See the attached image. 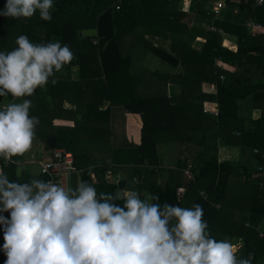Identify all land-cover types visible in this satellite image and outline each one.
Returning a JSON list of instances; mask_svg holds the SVG:
<instances>
[{
    "label": "trees",
    "instance_id": "16d2710c",
    "mask_svg": "<svg viewBox=\"0 0 264 264\" xmlns=\"http://www.w3.org/2000/svg\"><path fill=\"white\" fill-rule=\"evenodd\" d=\"M209 1L188 0L185 5L187 8L191 2L190 7H193L194 13L192 16L199 21L197 26H190V23L184 20L179 21L180 18L187 17L186 12L181 9L185 3L183 0H53L52 8L49 10L52 16L50 21L41 20L39 11L30 18L17 19L0 15L2 52L16 48L15 40L20 35L27 36L34 44L59 42L61 46L67 45L72 51L74 60L69 65L77 66L75 79L78 81L74 79L75 81L68 82L70 88L69 93H66L67 98L75 104L77 103L76 95H73L75 92L77 94L86 92L90 95V91L91 97L99 99L97 103L90 101L83 105L86 112H83L82 119L78 120L83 126L94 124L95 121L106 125L110 118L109 106L114 100H121L120 105L127 114L140 117L139 144L125 141V144L118 147L110 146L109 161H97L93 154L75 151L73 145L83 135L75 127L68 131L54 129L45 134L35 133V137L44 144L47 139L55 138L56 149H65L73 154L74 165L79 174L71 177V188H75L81 182H87L95 188L97 197L101 193L115 194L116 180L107 179L106 174L109 172L112 177L115 167L130 166L131 186L127 188L128 184L125 181L126 190L137 191L142 200H147V197L150 200L151 196L156 197L157 199L152 202L159 204L161 208L164 204L184 207L186 203L184 208L199 204L204 211L203 219L206 220V213L219 202L224 193L232 167L224 162L218 164L215 157L198 160V163L194 160L188 167L185 160L178 156L175 168H163L159 166L156 146L177 141L187 144L197 142L200 145L204 144L200 147L206 148V133L211 131L209 122L212 121L215 125L213 129L219 134L224 132L234 136L239 132L237 139L241 146H246L247 139H250L253 144L248 147L260 153L264 152V109L260 118L254 122H251L249 117L239 116L243 105L249 104L253 108L256 101H264V11L253 7L251 1L244 3L241 0L239 3H233L225 0L222 10L225 14L222 17V11L219 15H214L211 7H205ZM5 4L6 0H0V12L4 10ZM206 16L214 20L213 24L208 22L213 26V31L205 27ZM251 19L260 22L263 28L247 32L243 23ZM85 26L95 29L97 45H92L90 41H79L78 34L75 35L76 30L80 31ZM221 33L237 37L236 51L233 52L222 44ZM146 36L170 41L171 54L161 47L154 48L146 40ZM125 38H128L127 41L137 42V45L132 46L130 43L128 54H125L123 48ZM195 39L202 41L198 51L192 48ZM134 52L139 54L150 52L170 65L179 66L183 71L182 75L172 76L170 80L179 81L184 87L180 96L168 99L165 89H160V85H165L169 77L154 78L153 74L143 76L134 74L132 71ZM82 57L85 59V65L79 61L83 60ZM96 62L99 66L98 71L94 68ZM217 62L232 67L234 71L221 68ZM151 77L154 82L146 87L148 91L142 92V85L152 81ZM51 78L44 90L37 88L30 96L34 102L29 110L30 117H33L30 113L33 108L35 111L44 109L52 114L54 109L43 100L46 95L51 96L56 106L57 103L61 105L59 101L63 94L57 91H63L68 86L62 80ZM52 80L57 82L53 84ZM80 83L84 84L78 86ZM92 83H96L99 89L88 90ZM203 83L216 84V94L202 95ZM93 86L96 87L95 84ZM194 92H197L194 99L197 101L198 113L190 116V102ZM205 99L217 103V116L204 113L202 104ZM241 103L244 104L241 106ZM191 122L192 137L195 136L196 139L190 137ZM83 129L91 131L85 126ZM94 131L89 133L98 137L102 136L104 130ZM48 151L50 149L45 145L44 152ZM260 153L255 154L257 160H261ZM13 161L22 162L23 159L16 156L13 157ZM0 168L4 169L10 181L25 183L33 178L46 180L40 172L35 174L30 170L26 171L25 167L20 169L14 164L4 165L0 162ZM184 170H188L190 174L185 175ZM92 173L96 177L95 182L91 178ZM137 175L142 176L140 183H136ZM197 184L202 185L199 188ZM184 187L186 189L183 196L179 197L178 191ZM193 187L195 193L191 195ZM113 203L120 207L124 205L122 199H116ZM208 231L217 240L227 238L231 241L233 237L231 231L221 233L209 230V227ZM259 241L263 242L260 239ZM3 243V226H0V248L3 247ZM253 245L252 235H244L238 256L247 257L252 253L254 256L252 264H256L258 256ZM5 260L6 256L2 250L0 263L4 264Z\"/></svg>",
    "mask_w": 264,
    "mask_h": 264
},
{
    "label": "clouds",
    "instance_id": "9594fccd",
    "mask_svg": "<svg viewBox=\"0 0 264 264\" xmlns=\"http://www.w3.org/2000/svg\"><path fill=\"white\" fill-rule=\"evenodd\" d=\"M52 3L6 0L0 15L30 18L39 11L50 21ZM15 44L0 52V97L33 95L74 59L59 42L34 44L20 35ZM31 106L25 99L0 107V159L15 163L13 157L31 149L39 124ZM155 199L142 200L130 189L97 197L87 182L68 188L35 178L10 181L0 168V213H9L0 215L4 264H252V253L237 255L242 245L209 234L201 205L161 208Z\"/></svg>",
    "mask_w": 264,
    "mask_h": 264
},
{
    "label": "crops",
    "instance_id": "0c3cea01",
    "mask_svg": "<svg viewBox=\"0 0 264 264\" xmlns=\"http://www.w3.org/2000/svg\"><path fill=\"white\" fill-rule=\"evenodd\" d=\"M232 1H234V3H237V1L239 0ZM190 11L191 13H193L192 6L190 7ZM221 15H223V11L221 12ZM180 20L189 22L190 26H192V21L188 19H186V21L185 19L181 18L179 19V21ZM223 37L224 40L222 41V44L231 51H236L237 41H233L231 37L226 34ZM148 38L149 37H146V39ZM150 38L152 39V37ZM153 39V41L148 42H150L154 48L161 47L162 49L166 50L167 53L171 54L169 49L170 41L163 40L160 37H153ZM130 43L131 46L137 45L136 41H130ZM201 46L202 41H198L197 39H195L192 42V48L197 51L201 48ZM132 57L133 62L135 60L136 64V68H134V70L136 71L133 72L134 74H141V76L146 74H153L152 76L154 78L169 77V80L165 85H160V89H165V94L167 95L168 99H175L176 97L180 96L182 91H184V87H182V84H180L179 81L173 82L170 80L172 76L182 75L183 71L179 66H173L169 63L167 64L150 52L141 55L138 52H134L132 54ZM151 62H157V67H152L150 64ZM162 62L164 63V65H159V63ZM217 65L228 71H234L232 67L226 64H220L217 62ZM153 77H151L152 81L148 82L147 84L144 83L142 85V92L148 91L146 87L154 82ZM201 93L202 95L207 96L215 95L216 84L203 83L201 86ZM195 95H197V92H194V95L192 94L191 96L190 116H192V114L196 115L198 113L197 101L194 99ZM242 104L244 103H241V106ZM259 106H264V101H256L253 108H251L249 104L243 105L241 107V110L239 111V116L243 118L249 117L250 121L254 122L260 118L264 109L260 108ZM112 108L114 109L113 106H109L110 118L107 123L109 127H112L113 125L111 124ZM202 108L204 113H206L207 115L215 116V112H217V103H215V101L213 102L211 99H205L202 104ZM125 115H128L126 111ZM140 124L141 120L138 115H130V141L128 140L129 136H127L125 141L139 144ZM246 124L250 123L246 122ZM190 128V137H192V122ZM213 128H215V125L212 121H210L209 129L211 131L206 133V148L200 147L204 146V144L200 145V143L197 142H194L195 144H187L177 141H169L166 143L158 144L156 146V151L159 155V166L170 169L175 168L178 162V156L181 159L185 160V164L188 165V167L194 160H197V162L195 163H198V160L208 159L211 157H215L218 164L224 162L230 165V167H232V170L228 175L224 193L219 199V202L212 206V208H210L206 213L205 221L207 222L209 230L213 229L221 233L231 231L233 233L231 242L236 244L237 246L242 245V238L244 235H252V243L254 244L253 246H255L254 249L256 248L255 252L258 256V261L256 264H264V175L263 185L260 188V175L258 174L259 167L262 166L264 168V160H257L254 153V150L256 149L248 147L250 144H253L251 143L252 141L250 139H247V144H245L246 146L243 147V145H240L237 139V137H239V134L237 133L239 132H236L234 136H232L224 132H221L219 134L218 131L214 130ZM126 133L128 134V131H126ZM111 139H114L112 135L110 136V140ZM192 139H196V137L193 136ZM43 152L44 150H40L38 152V157H41ZM31 172L37 174V171ZM184 174L188 175L190 173L188 170H184ZM91 178L93 182L96 181V177L93 173L91 174ZM70 180L71 178L66 179L64 183ZM110 180L114 181L112 177ZM64 183L62 184L63 187L71 188L72 182L69 184L70 186ZM182 189L185 190V187ZM0 215H4L5 217H7L9 213H0ZM223 226L227 227L225 231H223ZM252 229L254 231L253 233ZM259 239L263 242L259 241Z\"/></svg>",
    "mask_w": 264,
    "mask_h": 264
},
{
    "label": "rangeland",
    "instance_id": "374dc122",
    "mask_svg": "<svg viewBox=\"0 0 264 264\" xmlns=\"http://www.w3.org/2000/svg\"><path fill=\"white\" fill-rule=\"evenodd\" d=\"M187 1L188 0H183V2H185V3L182 6H184V7L181 8L183 11L186 12V15H187L185 20L186 19L191 20L192 26L193 25L197 26V25H199V21L197 18L194 19L193 18L194 16H192L193 13H191V11H190L191 2L188 3L187 8L185 7V5L187 4ZM180 6H181V4H180ZM180 6L178 8H180ZM212 6H213V0H210L206 4L205 7L206 8L207 7L212 8ZM224 14L225 13H223V15ZM223 15H222V17H223ZM204 20H206V22H205L206 26L205 27L207 30H209L211 27H213L211 24L208 23V22H210L212 24L214 23V20L212 18H210L209 16H206ZM246 30H247V32L253 31V30H249L247 28H246ZM77 34L79 37V41H90L91 44H92V40H95V38H96L95 29H93L91 27H87V26L82 27L80 29V31L76 30L75 35H77ZM225 34L226 33H221L222 40H224L223 36ZM226 35L231 37V39L233 41H237V37H235L233 35H229V34H226ZM124 40H125V41H123L124 52H125V54H128L130 51V41H127L128 38H125ZM146 40L147 41H153L154 39H153V37H152V39L149 37ZM73 47H75V44L73 45ZM0 52H2V50H0ZM141 54H146V53L141 52L140 55ZM82 59L83 60H79V61L82 62L81 64L85 65L84 57H82ZM89 59L91 60L92 57H89ZM150 64L152 67L153 66L157 67V65H158L157 62H151ZM161 64L164 65L163 62L159 63V65H161ZM152 67H150V68H152ZM94 68L96 71L99 70V66H98L97 62L94 65ZM134 68H136L135 60L132 63V71L133 72L136 71V70H134ZM76 71H77V66L72 67V65L67 64L62 68L61 71L55 72L54 75L52 76L51 79L56 78L58 80H62L63 82L66 83V85L68 87L65 88V90H63V91H60V90L57 91L58 93L63 94L60 98L61 100L59 101L61 103L60 106L58 103H57V106L54 104V101L52 100V98H50L51 97L50 95H46L43 97V100L46 102V104L48 106H51L54 109L52 114L50 112H48L47 110H44V109H42V110L40 109L39 111H35L34 108H33L32 112H30L33 114V117H37L39 119V124L37 125V127L35 129V133L38 132L37 134H39V133L45 134V133H48L54 129H59L60 131H68L71 127H75V129H77V131L83 133V135H82V137L80 136L75 141V143L73 145L74 150L77 152L86 151L89 155L93 154V157L97 161H99V160L109 161L110 160V149H109L110 146L112 148H114V147H118L120 145L125 144L126 143L125 140H126L127 136H129L128 140L130 141V115L129 114H128L129 116L125 115V111L122 108V106L120 105L121 100H114L112 102L113 104L111 105L114 107V109L112 108V117H111V124H113L112 127L111 126L109 127L108 124L104 125L100 121H95L94 124L90 123L88 125H84L85 127L90 128L91 131L83 129L84 126L78 122V120L82 119L83 112H86L85 106H83V105L87 102H90V101H92V102L95 101L97 103L99 101V99L97 97H91L90 91H89L90 95L87 94L86 92H81V94H77V92H75L73 94V95H76V102L77 103H75V104L73 102H71L72 101L71 99L67 98L66 93H69L68 89L70 88L68 82L70 81V83H71L77 77ZM75 80H77V79H75ZM83 84L84 83H80L78 86H81ZM94 84L96 85V87L93 86ZM45 86L38 87V89L44 90ZM91 89L97 90V89H99V87L97 86L96 83H92V87H89L88 90H91ZM35 92H36V90H35ZM25 99L31 100L32 105H34V102L30 98V96L29 97H22L19 99H14L11 96H5V97H0V107H3L4 105H6L8 103H13V102L21 103ZM101 108H103V107H101ZM60 109L64 110V111L58 112V110H60ZM59 114H61V115H59ZM94 129H97L100 131L104 130L102 132L103 133L102 136L96 137L92 133H89V132H95ZM108 131H109V134H108ZM126 131H128V134L126 133ZM85 133H87V134H85ZM79 135L80 134L78 133V136ZM111 135H112V137H114V139L110 140ZM44 146H45V144H43V142L40 141L39 138L35 137V139L32 142L31 149L29 151H27L23 156H20L23 159L22 162L25 164V170L26 171L31 170L33 172L37 171L36 173H39L38 162H39L40 157H38V152L40 150L41 151L44 150ZM32 158H34V159H32ZM241 160H242V158H241ZM131 175H132V173H131L130 166H118V167L114 168L112 179L116 180V183L118 181L124 180L128 184L127 188H130V186H131ZM64 181H65L64 179L61 180L59 185L62 186ZM70 183H71V180L65 182L64 184L69 185ZM197 185L200 188L202 184H197ZM125 190H126V188H125ZM193 192L195 193L194 187L190 191V194L192 195ZM147 200H148V197H147ZM185 204H184V207H185ZM223 228H224L223 231H225L227 227L223 226ZM1 253H2V248H0V254ZM0 264H3V263H0Z\"/></svg>",
    "mask_w": 264,
    "mask_h": 264
},
{
    "label": "built area",
    "instance_id": "2783aa9c",
    "mask_svg": "<svg viewBox=\"0 0 264 264\" xmlns=\"http://www.w3.org/2000/svg\"><path fill=\"white\" fill-rule=\"evenodd\" d=\"M230 2H233L232 0H229ZM241 0L237 1L239 3ZM252 2L253 7L255 8H261L264 11V0H243L244 3ZM225 0H213V6L211 8V11L214 13V15H219V13L224 9ZM118 9V7H116ZM243 25L249 29V30H260L263 28V25L258 22L257 20L251 19L244 21ZM210 31H213L214 28L211 27L209 29ZM98 40L95 38V40H92L93 45H97ZM222 79V77H220ZM215 116H217V112H215ZM255 154L260 153L258 150H254ZM260 159L264 160V152L260 153ZM1 164L9 165L14 164L20 169H23L25 167V164H22L19 161H15V163L7 162L3 159H0ZM39 172L40 175L43 176L47 181H52L56 184H60L61 180L70 179L73 177V175H78L79 171L76 170V167L74 165V157L73 154L69 151H66L65 149H50L48 152H43L42 156L39 159ZM259 175H260V181L259 185L260 188L263 185V167H259ZM107 179H111V174L108 172L106 174ZM61 186V185H60ZM206 195H204L205 197Z\"/></svg>",
    "mask_w": 264,
    "mask_h": 264
},
{
    "label": "water",
    "instance_id": "95a60500",
    "mask_svg": "<svg viewBox=\"0 0 264 264\" xmlns=\"http://www.w3.org/2000/svg\"><path fill=\"white\" fill-rule=\"evenodd\" d=\"M55 144H56V139L55 138H50V139H47L45 141V145L49 149H54L55 148ZM141 179H142L141 175H137L136 176V183H140ZM116 184H117V193H119L122 190H125L126 182L124 180L118 181ZM185 189H186V187H185ZM183 193H184V189H179V191H178L179 197H182Z\"/></svg>",
    "mask_w": 264,
    "mask_h": 264
}]
</instances>
